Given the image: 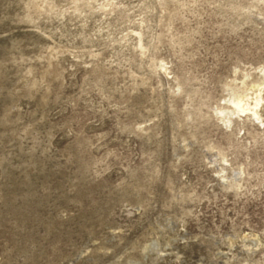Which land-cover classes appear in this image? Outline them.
<instances>
[{"label": "rangeland", "instance_id": "1", "mask_svg": "<svg viewBox=\"0 0 264 264\" xmlns=\"http://www.w3.org/2000/svg\"><path fill=\"white\" fill-rule=\"evenodd\" d=\"M263 69L264 0H0V264H264Z\"/></svg>", "mask_w": 264, "mask_h": 264}, {"label": "bare ground", "instance_id": "2", "mask_svg": "<svg viewBox=\"0 0 264 264\" xmlns=\"http://www.w3.org/2000/svg\"><path fill=\"white\" fill-rule=\"evenodd\" d=\"M261 71H262V80L257 83H253V86L251 88V90L253 91L251 93L253 95L252 97L253 101L248 102L246 98L247 95L243 96L240 94L238 97L231 96V98L229 99V102L231 103L232 108H240L242 111H251L252 114H254L255 116L259 115L256 108L261 103H264V69ZM225 113L226 112H224V114Z\"/></svg>", "mask_w": 264, "mask_h": 264}]
</instances>
